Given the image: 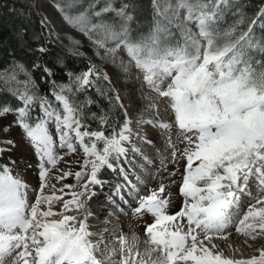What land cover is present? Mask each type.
<instances>
[{
    "label": "snow or ice",
    "instance_id": "obj_1",
    "mask_svg": "<svg viewBox=\"0 0 264 264\" xmlns=\"http://www.w3.org/2000/svg\"><path fill=\"white\" fill-rule=\"evenodd\" d=\"M55 7L71 28L95 46L99 58L117 64L116 53L124 49L144 73L148 88L164 101L165 110H171L186 144L181 153L186 165L179 189L183 204L178 212L169 214L171 200L163 195V184L144 196L124 174L131 188L128 195L138 201L133 215L149 214L153 222L145 227L147 247L143 253L137 247L139 237L135 233L131 240L123 234H112L120 244L119 264H264V248L257 249L258 255L234 259L213 243L214 238L227 239L230 233L226 234V230L233 226L237 234L251 240L264 238V39L255 41L247 33L233 38L237 26L244 23L239 3L176 0L173 5L170 0H152L151 30L136 36L134 16L129 11L132 5L128 3L116 7L115 0H64ZM109 13L113 15L108 17ZM229 14L238 19L225 28L222 24ZM259 16L264 17V10ZM193 24L198 33L192 31ZM74 43L79 45V41ZM39 51L47 49L41 47ZM32 67L42 69V78L54 75L46 65ZM118 67L125 74L129 71L123 61ZM66 75V83L51 81L49 99L38 93L34 78L23 65L0 72V92L6 91L20 105H0V117L15 114L14 123L22 129L36 156L40 182L39 188L32 190L36 192L34 202L29 203L30 186L14 175L8 164L0 165V264H6L9 258L11 264H116V249L103 239L92 240L96 233L90 231L88 217L92 214L86 211V201L95 195L91 186L104 183L98 173L105 167L116 171L121 158H126L125 145L132 141V121L124 111L123 123L117 128L118 118L111 111L104 110L100 115L93 112L90 119L98 122L99 130H91L84 112L94 103L87 97L91 89L106 97L113 109L123 110L124 105L118 94L113 97L100 88L99 81L111 82L96 65ZM111 91L114 90L109 88ZM145 111L159 115L155 102L148 104ZM137 123L164 131L172 128L170 123L153 118ZM3 144L15 147L12 140ZM168 146L173 148L175 161L177 153L171 137ZM57 148L66 151L58 153ZM77 148L84 155L81 170L58 169L64 155L76 153ZM5 151L10 149L0 146V158ZM10 164L15 166L16 161ZM53 169L61 174L53 175ZM120 171L124 173L122 167ZM70 176L82 190L66 193L65 189L75 185L65 184L59 189L63 195H56L50 181ZM250 179L256 181V195L251 191ZM121 187L117 186L115 194L131 207ZM46 189H51V194ZM65 195L70 198L64 199ZM242 196L249 198L246 210ZM57 204L59 211L54 210ZM117 209L124 211L119 205Z\"/></svg>",
    "mask_w": 264,
    "mask_h": 264
},
{
    "label": "rangeland",
    "instance_id": "obj_2",
    "mask_svg": "<svg viewBox=\"0 0 264 264\" xmlns=\"http://www.w3.org/2000/svg\"><path fill=\"white\" fill-rule=\"evenodd\" d=\"M57 3L63 4L64 0H33V4L38 11L41 21L44 25H46L50 29V36L52 40L59 43L60 45L66 47L70 51L75 52H83L88 54L94 65H96L97 69L100 71L107 73L110 86L107 81H99V86L105 92H109V88L113 89L109 93H113L119 95L121 102L124 105V110L128 113V118L132 121V141L130 144H126L127 146H136L138 151L135 152L136 161L140 162L139 166L142 167L146 174L148 175L147 181L140 188L141 195L147 196L150 194L152 190H156L159 188L161 184L165 186L164 196H170L171 205L169 207V214L178 212L183 204V197L181 196L179 189L182 184V177L184 174V169L186 165V160L182 157L181 153L183 152L186 144L183 141V134L176 127L174 121V115L171 110H165L164 101L158 97V95L151 91L146 83L144 82V73L138 70L134 63L127 56V53L121 48L117 53V64H113L109 60H104L95 55V46L88 40L86 36L77 30L71 28L62 17V14L57 10L55 5ZM87 3V0H85ZM103 3V0H101ZM170 3L175 5L176 0H170ZM98 5L97 7H99ZM113 15V14H112ZM230 16V17H228ZM181 18H183V12H181ZM227 20L226 23H223V27H228L232 25L238 17H233L232 15H227L225 17ZM244 25L246 24L244 18ZM238 25L237 29L242 30V25ZM262 25V22H259ZM192 31L194 33H198V29L195 25H190ZM243 31V30H242ZM241 33L233 37L238 38ZM136 36V35H134ZM69 37L72 39L70 40ZM252 38V37H251ZM176 39H179V33L176 34ZM247 39V38H246ZM255 41H259L258 38H253ZM74 41H79V45L75 44ZM243 43V42H242ZM101 55H103V49L100 50ZM123 61L124 65L128 67L129 71L125 74L120 67H118V63ZM107 82V83H106ZM166 86V85H165ZM142 99L146 101L148 104L155 102L157 104V109L159 111V115H156L155 111H148L150 114L144 116H131L129 106L135 104L137 109H143ZM144 109H146L144 107ZM153 118L157 121L168 122L172 125L170 131H164L159 127H154L150 124H138L137 121L140 119H150ZM15 114H8L0 117V146H3L6 149H10V151H5L0 158V165L8 164L12 168V172L14 175H18L23 181H25L29 186L30 190L28 192L29 203L34 202L36 192L32 191L33 189L39 188V179H38V170L36 168L37 159L34 155L33 148L30 146L29 142L26 140L22 129L17 126L15 123ZM85 123L91 125V130H98L97 125L91 123L89 119L85 120ZM8 127V131H4V128ZM51 128V126H50ZM52 133L55 137L54 128L51 129ZM171 137V143L175 146L176 150V159L173 161L172 159V151L173 148L168 146V138ZM12 140L15 142V147L11 145L3 144V141ZM147 141H151L148 143ZM125 145V146H126ZM58 153H63L66 150H61L59 148L56 149ZM82 150L77 148L76 153H72L70 155H64L63 160L58 164L57 168L63 170V164L69 163L66 167L67 171L76 172L81 170V164L83 163L84 155L81 153ZM11 160L16 161V165L12 166L10 164ZM74 165H71V164ZM115 163V161H113ZM32 165V167H28V165ZM71 166V167H69ZM166 166V169H165ZM106 169L103 168L98 173V178L102 180V172ZM53 175H60L61 172L53 169ZM121 172V171H120ZM172 172H175V175H171ZM119 174V173H118ZM122 174V173H121ZM131 179L135 177V175L130 176ZM87 177H84L86 180ZM82 180L80 183H83ZM106 184H102L99 186L98 190H101L102 194L98 197L99 191L97 192V185L91 186L90 191L95 192V196H92L91 199L86 201V211L90 212L92 215L88 217V224L90 226V231L95 233V225L91 222L94 214L93 211H97L98 206H100L103 202H109L111 205L114 204L112 201H115L117 195L115 194L116 182L114 180L105 179ZM63 180L56 181L51 180L50 184H54L56 188V195H60V186L63 185ZM67 184L75 185V187L71 190H66V193L70 191L79 192L82 189L74 177L70 176V182ZM112 184V185H110ZM251 191L253 195L257 194L256 181L254 179H250L249 181ZM47 194H51V189L45 190ZM104 191V193H103ZM109 196V197H108ZM115 197V198H114ZM132 198L131 196H129ZM70 195L66 197L69 199ZM133 199V198H132ZM242 207L244 210L247 208V204L249 202V198L247 196H242ZM90 204H94L93 209H90ZM131 207L127 206L123 210V214L121 215L119 221L113 222L111 228H108L107 231L104 232V229L100 227V233H96L95 236L92 237V240L96 239L94 242H97V239L103 238L105 244L110 247H114L116 249V255L113 258L116 261V264H119L121 259L120 255V244L115 237H119L121 234L127 236L129 240H131L133 234L135 233L139 237L138 249L141 253L144 252L147 245L144 241L147 239L145 236V227L147 224H151L153 222V217L149 214H144L142 217H136L132 213V209L138 206V201L133 199V203L130 204ZM55 211L60 210V205L57 204L54 206ZM108 210V209H107ZM99 211V210H98ZM108 215L110 214L107 212ZM69 215H77L76 212H70ZM84 212L79 213V216L82 218ZM115 234V237L112 234ZM227 239L222 238H214L213 243L218 245L219 251H224L227 257H232L234 259L246 258L253 255H258L257 249L264 248V238H258L256 240H251L249 238L244 237L243 235L237 234L235 232V227H231L226 230ZM202 238V236H201ZM247 241V243L245 242ZM251 245V247H249ZM101 247H104V244H101ZM238 250V251H236ZM102 258V257H100ZM6 264H11V259L9 258L6 261Z\"/></svg>",
    "mask_w": 264,
    "mask_h": 264
},
{
    "label": "trees",
    "instance_id": "obj_3",
    "mask_svg": "<svg viewBox=\"0 0 264 264\" xmlns=\"http://www.w3.org/2000/svg\"><path fill=\"white\" fill-rule=\"evenodd\" d=\"M236 2L241 6L246 21V24L242 25L243 31L237 29L236 35L247 33L248 37L264 39V27L259 24L262 22L264 25V17L259 16V12L264 10V0H236ZM123 3L132 5L129 11L134 16L133 35L147 34L154 23L152 0H115L116 7ZM107 16L111 17L112 14L109 13ZM225 21L229 20L225 18ZM253 21L256 23L253 24ZM41 47L46 48L47 51L41 53L39 51ZM74 53L75 51H70L52 40L50 29L41 21L33 0H0V72H7L17 64L23 65L34 78L38 93L52 99L50 94L53 86L52 80L57 83H66L67 72L80 73L86 71L90 64H94L88 54L79 52L83 55H76ZM34 64L51 68L54 73L53 77L42 78L45 74L42 69H34L32 67ZM23 78L21 75L20 79ZM108 95L114 97L113 93L108 92ZM87 97L94 103L84 109L85 117L91 123L96 124L98 130V122L90 119V114L93 112L100 115L102 111L109 110L118 118L117 128L123 123L124 109L111 108L108 99L99 95L95 89H91ZM84 98L81 95L80 99ZM4 104L11 105L13 108L20 106L18 101L6 91L0 92V105ZM141 105L143 109H137L135 104L129 106L131 116L150 114L144 109V107L147 108L148 103L142 99ZM107 131L106 129V134Z\"/></svg>",
    "mask_w": 264,
    "mask_h": 264
},
{
    "label": "bare ground",
    "instance_id": "obj_4",
    "mask_svg": "<svg viewBox=\"0 0 264 264\" xmlns=\"http://www.w3.org/2000/svg\"><path fill=\"white\" fill-rule=\"evenodd\" d=\"M126 147L128 148V152H127L126 158H121V160L119 161V165L117 167V170L116 171H112V170H109V169L106 168V169L103 170L101 178H102V181L105 184H106V180L105 179H109V180H114L116 182L115 187H117L118 185L123 186V187H121V193L129 201V204H131V203H133V199L130 198L129 195H128V192L131 191V188L127 184V181L124 179V174H126L128 179L131 180L132 184H135L139 189L147 181L148 175L146 174L145 170L142 167L139 166L140 162L136 161V155H135L136 151H134L133 149H137V147L134 146V145L133 146H127L126 145ZM81 153L83 154L82 151H81ZM115 163H117V162H115ZM68 164L69 163L63 164V167H62L63 171H67L66 167H68L67 166ZM71 165H74V164L72 163ZM69 167H71V166H69ZM121 167L124 169V173H122V174L120 172V168ZM53 173L54 172H52V174ZM131 175L132 176L135 175V177L133 179H131V177H130ZM141 181H143V183H141ZM68 182H70V177H68L67 179L63 180V182H62L63 185L60 186V189L63 188V186L65 184H67ZM110 185H112V184H110ZM99 186L100 185H97V187H96L97 188V192L99 191V193H98L99 195H97L98 197H100L101 196L100 194H102V192H100L101 190H98ZM66 190L68 191V189H65V191ZM103 193H104V191H103ZM60 195H63V194L60 192ZM67 196H69V195H65L64 199H66ZM92 205L94 206V204H92ZM92 205L90 204V206H89L90 209L89 210L93 209ZM117 205H119L120 208H123V209L128 206V205L123 204V202L120 200L119 196H117L115 198V203L114 204L111 205L109 202H103L97 208L99 211L98 210L96 212L93 211V214H94L95 217H93L91 222L95 225V229H96L95 233L102 232L100 227H102L104 229V232H105V231L108 230V228H111L110 224H113V222L121 220L120 217H121V215L123 213L120 212L117 209ZM54 210H55V208H54ZM107 212H109L110 214L108 215ZM56 218H59V217H56ZM101 239H103V238H99V240L97 239V241H100ZM95 240L96 239H94V241ZM223 253H224V251H223ZM224 255H225V253H224ZM249 257H251V256H249ZM246 258H248V257H246Z\"/></svg>",
    "mask_w": 264,
    "mask_h": 264
}]
</instances>
